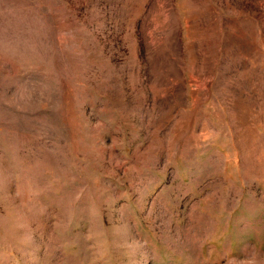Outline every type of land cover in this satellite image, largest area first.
Wrapping results in <instances>:
<instances>
[{
  "label": "rangeland",
  "instance_id": "1",
  "mask_svg": "<svg viewBox=\"0 0 264 264\" xmlns=\"http://www.w3.org/2000/svg\"><path fill=\"white\" fill-rule=\"evenodd\" d=\"M0 264H264V0H0Z\"/></svg>",
  "mask_w": 264,
  "mask_h": 264
}]
</instances>
